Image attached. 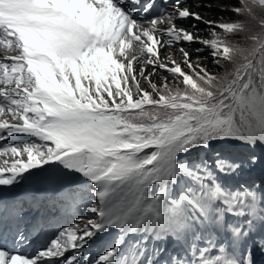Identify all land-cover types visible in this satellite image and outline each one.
Instances as JSON below:
<instances>
[{
    "label": "snow or ice",
    "instance_id": "snow-or-ice-1",
    "mask_svg": "<svg viewBox=\"0 0 264 264\" xmlns=\"http://www.w3.org/2000/svg\"><path fill=\"white\" fill-rule=\"evenodd\" d=\"M156 9V0H0V45L10 50L0 60V116L14 121L0 120V141L34 138L3 147L0 155L19 158L0 166V186H17L33 170L79 177L28 201L54 210L51 219L77 212L31 254L38 225L26 219L25 200H0V264H254L253 246L264 251V184L223 180L261 158L198 155L229 140L264 145V0L221 8L240 22L206 20L181 0ZM189 18L222 32L203 39L176 26ZM181 41L211 49L225 71L209 73L183 47L187 71L169 66L157 47ZM157 68L174 83L152 82ZM112 231L94 256L90 242Z\"/></svg>",
    "mask_w": 264,
    "mask_h": 264
},
{
    "label": "trees",
    "instance_id": "trees-1",
    "mask_svg": "<svg viewBox=\"0 0 264 264\" xmlns=\"http://www.w3.org/2000/svg\"><path fill=\"white\" fill-rule=\"evenodd\" d=\"M181 2L184 6L190 7V9L193 12H199L200 15H202L206 20H213V21L223 20L225 22H240L241 20L240 16H238L237 14H234L231 11H221L222 7H231L232 5L238 4V0H181ZM197 5H200V7H197ZM180 23H181V28H185L190 32H196L197 30H199L200 38H203V39H212L213 37L211 36V31L222 32V30L218 28L210 30L205 24L195 21L191 18L186 19L184 21L180 20ZM193 24H196V28L192 27ZM248 26L255 30H258L257 21H250ZM229 36H232V34H229ZM232 39L234 41H239L240 36L239 35L232 36ZM181 47H183L185 50L189 52L190 59L193 61L194 64L198 62L199 65L205 68L209 73L216 74V73H222L225 71L224 67H220L219 65L214 63L213 56L210 54L211 49L207 48L206 46L199 45L196 43H191V44L186 43L185 45H182ZM180 48H176V49H171L168 47L160 48V58L165 59L166 57H169V54H170V60L168 61L169 66H171V61H176L180 63L181 66L185 68V70L187 71L186 66L183 64L184 58L180 52ZM197 48H203V50L200 52L194 51ZM197 57H199L198 61H197ZM237 62L238 63L240 62L239 57H237ZM133 64H134V67L137 69L140 67V64L136 62H134ZM221 64L226 65L229 70H233L235 67V65H232L231 63L225 60H221ZM198 70L199 69H197V71ZM152 71H153L152 66L147 65L146 72L151 73ZM164 77H167V80L170 84L174 83L172 75L169 74L168 72L160 70L159 68L156 69V74L151 77V80L152 82L156 83L158 87H161L163 83L165 82L163 79ZM141 83L146 88V90L151 91V88L148 87L147 81L142 80ZM178 87L183 89L185 86L182 83H180ZM145 107H148V106H145ZM236 143L241 144L239 142H236ZM222 148H224V146H221L220 144H214L211 150H208V151L201 150L198 153V155L203 157L207 155L208 152H212L214 154L220 153V152L225 153V150H223ZM151 150H148V151L150 152ZM237 154H243V153L238 151ZM244 171L249 173L250 170L248 168H244Z\"/></svg>",
    "mask_w": 264,
    "mask_h": 264
},
{
    "label": "rangeland",
    "instance_id": "rangeland-1",
    "mask_svg": "<svg viewBox=\"0 0 264 264\" xmlns=\"http://www.w3.org/2000/svg\"><path fill=\"white\" fill-rule=\"evenodd\" d=\"M172 1H174L175 2V0H172ZM184 20H186V19H184ZM184 20H182V21H184ZM179 22H180V19H177L176 21H175V23H176V25L177 24H179ZM167 24V23H166ZM196 44H199V45H201L200 43H196ZM178 47H180V43H178V44H176ZM172 49H174V47L172 48ZM216 144H220V145H225V144H230V145H235L233 148H242V149H244V150H246V151H248L247 150V148L245 147V145H241V144H237L235 141H231V140H229V141H224V142H220V143H216ZM225 148H227L226 149V152L225 153H219L221 156H225V157H229V158H232V153H234V152H230L229 150H232V147L231 146H229V145H226L225 146ZM262 148V149H261ZM258 151H262V150H264V146L262 145V147L260 146V149H257ZM208 157H211L210 155H209V152H208V155H207ZM214 156L215 155H212V157L214 158ZM245 157H246V159H247V154L245 155ZM260 179L261 180H263V177H260Z\"/></svg>",
    "mask_w": 264,
    "mask_h": 264
},
{
    "label": "bare ground",
    "instance_id": "bare-ground-1",
    "mask_svg": "<svg viewBox=\"0 0 264 264\" xmlns=\"http://www.w3.org/2000/svg\"><path fill=\"white\" fill-rule=\"evenodd\" d=\"M60 215H62V214H60Z\"/></svg>",
    "mask_w": 264,
    "mask_h": 264
}]
</instances>
